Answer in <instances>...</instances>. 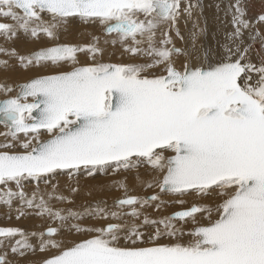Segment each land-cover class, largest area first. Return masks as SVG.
Returning <instances> with one entry per match:
<instances>
[{
	"label": "snow or ice",
	"instance_id": "1",
	"mask_svg": "<svg viewBox=\"0 0 264 264\" xmlns=\"http://www.w3.org/2000/svg\"><path fill=\"white\" fill-rule=\"evenodd\" d=\"M249 4L228 3L224 43L197 48L205 27L189 48L173 33L184 42L201 0H0L5 44L53 42L0 45V70L34 73L0 83V206L44 222L0 227V264H264V4L251 18ZM77 20L130 61L105 62L98 35L59 43ZM81 179L123 196L55 207Z\"/></svg>",
	"mask_w": 264,
	"mask_h": 264
},
{
	"label": "bare ground",
	"instance_id": "2",
	"mask_svg": "<svg viewBox=\"0 0 264 264\" xmlns=\"http://www.w3.org/2000/svg\"><path fill=\"white\" fill-rule=\"evenodd\" d=\"M220 1V9L219 11L216 8V5L218 4L217 0H201V3L203 5V10H202V15L199 16V20L197 22V18L194 21H196L198 23V26H200V28L202 27V23L204 28L206 27V35L201 40L202 45H207L208 43H212V47H216L219 44L224 43L225 41V33L228 31L229 29L232 30L231 24H230V20L231 17L230 16H226L225 17V10L226 7L228 5V3L230 2H235V0H219ZM193 2H195V0H193ZM262 4H264V0H256V1H252L250 0V4H249V10H248V15L249 18L254 17L257 13H259ZM222 11H224V13H222ZM200 13H196L195 15L198 16ZM203 18V19H202ZM0 20H4L2 18H0ZM7 23H13L11 20H5ZM192 22V23H193ZM206 22V24H205ZM188 25V22H187ZM185 25V18L181 19L180 22V30H184L182 31L184 34H182L184 36V42H182L181 40H179L178 38L175 37V34L173 33V39L176 43L177 47H191V36L189 35V33L187 34L186 32L188 31L191 23L187 26ZM91 28V30H89V37L86 38V41H90L91 40V35L90 34H94V35H98V33L100 34L101 32V28L99 25H87ZM196 31L198 30L197 28H194ZM200 30V29H199ZM190 32V30H189ZM81 33L82 31L80 30H71V29H67V31H61L60 33V40L59 43H67V44H82L79 42H83V41H78V36L81 37ZM191 33V32H190ZM78 35V36H77ZM202 35V34H201ZM69 36V37H68ZM22 37V34H21ZM105 38V37H103ZM200 38V37H199ZM85 38H81V40H84ZM52 41H49L46 37H41L38 40H31L28 38H21L20 40L16 41L14 44L9 43L7 45V47H15L18 51H20L21 53H26L29 50H32V48H35L39 45H43V44H50L52 45ZM30 44V45H29ZM197 44H199L197 42ZM83 45H85V43H83ZM101 47L105 48V45H103V41L101 40ZM201 46V45H200ZM200 46H197V48H199ZM120 47L119 45H117V48ZM258 47V45H257ZM82 54L80 55V59L81 61H83L84 59L81 58ZM104 58V57H103ZM107 60H111L112 59V55L109 54L108 56L105 57ZM0 59H5V58H0ZM253 59L255 60V56L253 55ZM11 74L7 75L5 72H3L2 70H0V83L4 82L5 79H7V81L13 85H16V83H19L20 81L24 80L25 78H29L30 76L34 75L33 72H25L23 70L17 69L16 71H10ZM0 133L6 131V129L0 125ZM3 141V137L0 136V142ZM65 177H57L56 180H54L53 182H59L60 185H63L59 191L62 192L65 195H68V193L65 191V184L68 183V181H65ZM81 192L76 195L74 197L75 199V205H68V204H58L53 202L54 206L57 208H68V207H72L74 208V210L79 209L81 205L83 204H91L92 202L96 201V200H100V199H106L108 204L111 205L113 203L114 200L120 198L123 196L122 190L118 191L115 189H111L108 190L106 189L103 192H93L91 196H89L87 194V190L84 187L85 185V181L81 180ZM89 184H94L96 183L95 181H89L87 182ZM128 184H129V188L133 189L132 194L134 195H145L146 193H144L143 191H141L139 188H134L133 187V181L131 178H129L128 180ZM41 190L42 191H51V189L47 188L45 189V186L42 185L41 186ZM27 191H32V188L27 189ZM119 193V194H117ZM122 194V195H121ZM150 194V193H147ZM165 199H172L171 197H164ZM185 199L188 201V204L190 205L194 200H196L197 198L195 196H188L185 197ZM18 206V205H17ZM178 208H180L179 205H177ZM176 209V205H174L173 207L167 208L165 209V214H170L173 211H175ZM16 218V217H15ZM24 222L22 223L23 226H21L20 228L25 229L26 231H32V230H38V226L42 225L41 223H44L42 220H40L39 218H36L34 216H29L26 218L22 219ZM83 223L85 224H91V223H95V221H91V220H86ZM8 227H15L12 223H8ZM11 258V257H10Z\"/></svg>",
	"mask_w": 264,
	"mask_h": 264
},
{
	"label": "rangeland",
	"instance_id": "3",
	"mask_svg": "<svg viewBox=\"0 0 264 264\" xmlns=\"http://www.w3.org/2000/svg\"><path fill=\"white\" fill-rule=\"evenodd\" d=\"M218 1V4L220 5V1L219 0H217ZM252 1H256V0H252ZM222 13H224V11H222ZM196 14V13H195ZM194 14V18H193V20H195L196 18V20H197V22H198V20H199V16H200V14L198 15V16H196ZM226 17V16H225ZM203 19V18H202ZM193 21H188V25L191 23V25H190V27H189V29H188V31L186 32L187 34L189 33V35L191 36V33L192 32H198L199 33V29H202V28H200V26H198V30L196 31L194 28H193V23H192ZM0 23H7L5 20H0ZM187 25V26H188ZM202 27L204 28V26H203V23H202ZM73 28H74V30H80V31H82V33H81V37H79L78 35V41H83V42H79V43H85V45H87V44H89L90 42H91V40L90 41H86V38H88L89 37V30H91V28L89 27V26H87V25H84V24H81L78 20L77 21H75V22H73L72 24H70L69 26H68V28L67 29H71V30H73ZM101 30V29H100ZM189 30H190V32H189ZM182 31H184V30H181V33L182 34H184ZM231 31V29H229V32ZM228 32V31H227ZM226 32V33H227ZM225 33V34H226ZM203 35H204V37H205V35H206V32L205 33H203L202 35L201 34H199L198 36H197V38H196V46H200V45H202V42H201V40H202V38H203ZM98 36H100L101 37V40L103 41L105 38H103L104 36H103V34H102V31L100 32V34L98 33ZM69 37V36H68ZM200 37V38H199ZM202 37V38H201ZM225 37V36H224ZM81 38H85L84 40H81ZM28 41H29V39H28ZM197 42L199 43V44H197ZM225 42V41H224ZM191 43H192V40H191ZM0 45H3V46H7L8 44H5V42H4V40H3V38L2 37H0ZM30 45V44H29ZM104 45V44H103ZM192 45V44H191ZM45 46H51L50 44H43V45H39V46H37V47H35V48H32V50H39L41 47H45ZM207 46H212V43L210 44V43H208L207 44ZM32 50H29L28 52H30V51H32ZM28 52H26L25 54H27ZM24 54V53H23ZM109 54H111L112 55V59L111 60H107L105 57L106 56H108ZM3 56H0V58H2ZM3 58H5V57H3ZM81 58H83V59H85V57L82 55L81 56ZM104 61L105 62H113V63H120V62H129L130 61V57L127 55V54H122V49L120 48V47H118L117 48V45L115 46V47H112L111 45H108V46H105V53H104ZM7 75H9V74H11L10 72H7L6 73ZM28 78H25L24 80H22V81H20L19 83H23L24 81H26ZM19 83H16V84H19ZM1 128V127H0ZM129 178H131V177H129ZM65 181H67V178L65 177ZM81 180H83V179H81ZM53 183H55V182H53ZM43 185V184H42ZM41 185V186H42ZM63 185H60V188L62 187ZM50 189V188H49ZM121 193H123V191L121 192ZM117 194H119V193H117ZM122 195V194H121ZM176 210H180V208H178L177 207V205H176V209H175V211ZM16 214H15V212H13L12 213V215H11V218L9 219V216H8V209L7 208H5L4 206H0V227H8V223H12L15 227H21V226H23V218H21L20 220H17L16 218ZM35 217V216H34ZM37 218V217H36ZM41 224H43V223H41ZM39 230V229H38ZM31 231V230H30Z\"/></svg>",
	"mask_w": 264,
	"mask_h": 264
}]
</instances>
